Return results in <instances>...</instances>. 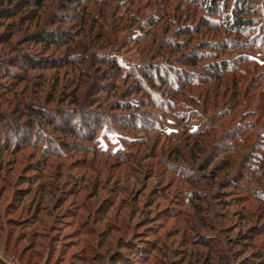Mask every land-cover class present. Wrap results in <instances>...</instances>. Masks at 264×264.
<instances>
[{
	"label": "rangeland",
	"instance_id": "1",
	"mask_svg": "<svg viewBox=\"0 0 264 264\" xmlns=\"http://www.w3.org/2000/svg\"><path fill=\"white\" fill-rule=\"evenodd\" d=\"M178 2L135 0V5L139 6V16L149 19L150 25L153 24L151 27L145 26L148 27L146 33L138 21L129 18V5L117 8L113 17L121 18V25H116L112 30H115L114 37H120L114 42L115 47L109 46L100 52L116 57L124 70L122 78L116 80L113 76L105 80L102 75L93 79L84 77V81L89 84L82 85V88H87V98L92 97L94 100L110 92L109 99L101 103V108L96 107L100 102L97 101L92 108L77 109L61 116L63 122L70 119L76 127L88 120L91 129L78 130L80 138L70 136L65 140L57 139L52 144L43 140L42 145L47 146L50 152L47 155L31 144L22 146L33 139L31 134L24 135V140H17V144L22 146L18 152L0 150V264H98L92 261L91 249H85L91 242L100 254L107 255L112 248H118L130 257L132 264H153L155 258H162L163 252H168L174 264H195L199 254L215 258L217 251L228 255L231 264H244L253 257L258 260L256 264H264V229L253 240L247 237L239 242L240 233L245 231L243 233L246 234L248 227L264 226V167L259 165L264 160L262 41H258L255 36L251 41L229 36L219 27L220 24L215 25L219 16L209 15L197 8L195 17L182 23L196 26L201 19L203 21L206 18L210 28L199 27L208 32L194 35L195 38L205 37L212 46L227 44V38L234 40L231 52L219 58L231 62L236 72L226 73L220 80L209 81L204 79L206 73L188 69V72L198 76L199 85L214 90L213 109L205 106L206 101H211L212 93L204 99L199 94L204 87L186 86L181 91L184 94L178 96L184 106H175L172 110L156 108L148 114L139 113L143 117L140 120L141 127L136 130L129 128L135 124L129 123L128 115L112 109L111 103L116 97H111L113 93L110 89L105 90L112 83L124 88L134 80L129 78L128 72H135L134 67L140 64L147 66L160 63L163 67L168 61L165 67L178 70L182 66L177 58H180L184 47L179 51L173 46V42L178 41V36L172 32L174 26L170 25V30L160 29L170 23L167 12L172 8L171 5ZM159 3L170 7L159 6ZM186 7L191 10L195 8L193 4L182 3V8ZM67 13H72V10H67ZM114 18L110 19L112 25ZM57 24L55 22L52 27L56 28ZM25 28L12 40L22 50L33 46L25 41ZM217 31L224 32L220 40L217 36L213 37ZM53 49L47 54L52 53ZM92 50L95 54L99 53L95 47ZM162 52L167 54L162 55ZM95 54L93 58L96 61L98 58ZM0 55H3L1 43ZM209 61L205 59L202 64H208ZM97 67L103 71L107 65L97 61L92 71H96ZM238 70L245 71L243 77H239L243 78L239 85L247 87L241 102L237 101L232 91V77L239 76ZM55 72L30 71L29 79H33L28 87L30 95L33 96V83H37L40 75L43 78L52 77L56 76ZM176 75V72L171 74L173 78ZM102 81L105 85L101 84ZM225 83L230 86L225 87ZM168 86L172 92L173 85ZM191 92L197 93L196 97L188 98ZM59 94L58 102L54 103L62 107L61 111H66L67 106H74L69 104L71 98H63ZM42 95L44 97L46 93ZM1 96L0 104L3 103V107H7L10 112L6 101L8 98L7 102L12 101L13 96L11 93ZM163 98L161 104L168 105L164 100L173 99V96L164 94ZM183 110L194 112L188 127L182 118L179 121L173 115ZM200 116L209 121L202 120ZM95 118L104 125L92 139L89 133H92ZM248 122H255L254 128L242 132L241 127L247 129ZM123 125L128 126V129L124 128L118 133L117 129ZM194 129L197 132L191 133ZM47 133L53 135L50 130ZM107 133L109 137H106ZM209 133L213 134L215 142L209 144L199 140L200 136L205 138ZM248 133L251 140L243 147L235 145L240 136L245 138ZM246 154L249 155L247 163L239 164L241 159L246 160ZM223 159L234 162L235 168L210 177L213 164L225 162ZM211 160L214 163L208 167ZM226 176H234L233 179L237 177L240 184L248 185L249 192L235 185L222 184ZM193 190L209 195L203 205H199V199L194 195L189 196ZM87 222L89 227L92 226L91 229L94 228V235L88 234L90 229L84 228ZM111 228L114 229L108 232ZM133 246L140 247L133 249ZM257 252H263V257H256ZM233 254L242 255L235 260ZM85 256H90L89 261H79ZM103 262L104 258L101 264Z\"/></svg>",
	"mask_w": 264,
	"mask_h": 264
},
{
	"label": "trees",
	"instance_id": "2",
	"mask_svg": "<svg viewBox=\"0 0 264 264\" xmlns=\"http://www.w3.org/2000/svg\"><path fill=\"white\" fill-rule=\"evenodd\" d=\"M164 1L167 2V0ZM111 2L113 3L111 4ZM182 3L193 4L195 8L192 10L187 7L182 8ZM124 5H129L127 7L130 13L129 18L133 19L134 22L138 21L140 28H144V32L146 33L147 31L145 29H148L153 24L150 25L149 19H144L139 16L140 10L138 4L135 5V0H0V43L1 53H3V55H0V96L2 94L5 97L9 93L13 96L12 101L7 102L9 98H6L7 101L5 100L8 103L10 112H8L7 107H3V103L0 104V150L5 149L11 153H15L19 151V147L21 148L24 145L31 144L43 152L44 155H47L50 152L46 148L47 146L42 145L43 140L44 142L46 141L45 143L52 144L57 139L62 138V140H65L70 136L80 138V131L78 130H89L88 120L82 123L80 122L77 125L78 127H76L70 119L69 121L63 122L61 116L68 112L72 113L73 111H77V109L80 111L81 109L87 110L86 107L92 108L98 103L97 101L100 102L96 107L101 108V103L109 99L110 92L107 94L108 96H99L94 100L92 97L87 98L88 94L85 92L87 88H82V85H87L88 83L84 81V77L93 79L94 77L99 78V75H102L105 80L113 76L116 80L118 77L122 78L121 76L124 74V70L116 57L109 54H102L100 51L109 46L115 47L114 42L120 36L114 37L113 33L115 30L113 31L112 28H116V25H121V18H114L113 15H115L114 13L118 7ZM159 6L166 7L169 5L159 3ZM171 7L169 9L170 11L167 12V20L171 24L167 23L161 26L160 29L164 31L170 30V25L174 26L172 32L175 36H178V41L173 42V46L179 51L184 47L181 50L180 58H177L182 66L178 67V70L169 66L165 67L169 63L168 61L166 64L163 63L165 64L163 67L160 63L147 66L140 64L134 67L135 72H131V70L128 72L129 78H133L134 80L124 88L113 83L105 88L106 91L107 89L112 91L113 94H111V97H116L111 103L112 109L119 110L124 115H128L127 119L131 121L129 123L135 124L131 127L129 126V128L137 130V128L141 127L140 120L143 114L139 113L148 114L152 113L153 109L156 108H161L160 110H172L175 106H184L182 99L178 98L179 95L184 94L181 91H184L186 86L200 84L198 82V76H194L192 72H188V69L206 73L203 75L205 77L204 79L209 81L220 80L226 73L237 71L231 62H226L223 58H219L224 56L226 52H231L234 48L233 39L227 38V44L222 43L223 45L221 44L220 46H212L213 44H208L210 41L208 42V39L206 40L205 37H200V39L194 37V35H200L202 32L203 34L208 32V30L204 31L199 28L204 26L210 28L209 21L206 18L202 21L201 17V22L196 26L193 23H182L183 20L186 21L193 16L195 17L197 8L203 9L209 15L219 16V20L215 25L220 24L219 27H222L225 30L224 32L229 36L248 39L249 41L255 36L258 41H262V47L260 49L264 51V0L258 2L256 0H179L176 5L173 4ZM69 9L72 10V13H67ZM111 18H114L113 25L110 21ZM141 19H143L142 22H140ZM55 22H58V24L56 28H53L52 25ZM146 25L148 27L145 28ZM24 27H26L25 31L27 32V39H24L28 45L32 44L33 48L29 47L22 50L19 44L13 43L12 40L15 36H18V33L23 32ZM127 27L129 28V25ZM224 32L217 31L213 37L217 36L218 40H220ZM237 42L240 43L242 41ZM229 43L233 46L229 45ZM210 46H212L211 49L206 50ZM236 46L238 47L239 44ZM93 47L98 49L99 53L95 54V51L92 50ZM51 49H53V52L47 54ZM4 51L6 54H4ZM94 54L98 58L96 61L93 58ZM161 54L166 55L167 52H162ZM205 59H210L211 62L202 64V61ZM238 60L243 61L241 59ZM97 61L107 65V67L103 71L99 67L96 68V71H92ZM235 62L240 63L239 61ZM255 65L258 66L257 63ZM37 69L43 71L56 70V76L53 75L52 77L43 78L40 75L37 83H33L35 88L32 87L33 96H31L28 87L32 84L33 79L30 81L28 75L30 71ZM175 72L177 75L173 78L171 74ZM244 72L239 71V76L232 77L234 86V89L232 87V91L234 90L235 98L239 102L243 99V94L246 92L245 89H247V87L239 85L243 80V78L239 77H243ZM68 75H70L69 78ZM209 77L211 79H208ZM24 82L26 84L22 88H19ZM101 84L105 85V82L102 81ZM169 84L173 85L174 90L172 92L168 88ZM224 85L225 87L230 86L228 83ZM199 87L204 86L199 85ZM156 89L160 90V92ZM71 92L73 93L72 96ZM44 93L46 95L43 97L42 94ZM59 93L62 94L63 98L66 96L67 98H71L69 104L74 106H67L65 108L67 109L66 111H61L62 107L54 103L55 101L58 102ZM210 93H212V102L206 101L207 104L205 103V106L206 108L213 109L215 106L214 90L212 91L209 86H205L199 91V94L204 99ZM164 94L173 96V99L169 98V100H164V103H169L168 105L161 104L164 99ZM196 94L191 92L188 98L192 96L196 97ZM63 101L61 100V102ZM80 115L83 114L80 113ZM173 115L179 121L182 118V122L188 127L191 125L194 112L192 110L184 112L183 110L182 112L177 111ZM200 118L202 117L200 116ZM95 119L92 133H89L92 139L97 134V130L104 125L102 122H97V118ZM202 120L209 121L208 118L204 117ZM248 123L247 129L245 126H240L242 132L254 128L255 122ZM89 125L91 124L89 123ZM126 127L128 126L123 125L121 129H117L118 133L124 128L128 129ZM49 130L53 135L47 133ZM196 130H192L191 133L197 132ZM27 134H31L33 139L19 146L17 140L23 139V136ZM11 135L14 137L13 139ZM106 137H109V133L106 134ZM214 138L213 134L209 133L208 137L205 136L204 138V136H200L199 140L212 144L215 142ZM249 140H251L250 133L245 138L240 136L235 145L238 144L237 146L243 147ZM248 157L249 155L246 154V160L241 159L239 164H246ZM213 161L211 160L208 167L214 163ZM236 164L238 165V163ZM259 165L264 167V160ZM234 168V162H227V160L225 162L220 161L213 164L211 169L213 174L209 176L216 177L222 171L226 172ZM230 178H232L231 182ZM230 178L226 176L222 184L235 185L241 189H245L247 193L249 192L248 185L240 184L237 177L235 179H233L234 176ZM192 195L199 199V205H203L209 197L208 194L202 193L199 190L190 192L189 196ZM254 196L256 197L255 193ZM88 225L89 222L84 225V228L87 227L88 230L90 229L88 234L91 233V235H94L96 233L94 228L91 229L92 226L89 227ZM112 229L114 228L109 229L108 232L112 231ZM263 229V225L248 227L246 234L243 233L245 231L240 233L239 242L247 239V237H251L253 240L256 235H260L263 232ZM80 231L82 233V230ZM197 238L199 239L200 237L198 236ZM138 247L136 246L134 248L133 246V249H137ZM87 248L91 249V253L93 254L92 261L94 263L97 261L98 264H101L104 258L105 262L103 264H107V262H110V264H132L130 257L118 248H112L107 255L100 254L99 251L95 250L92 247V242L85 247V249ZM219 252L217 251L218 254L214 256L215 258L199 254V257H196L195 264H231L228 255L226 256ZM262 254L263 252H257L256 257H263ZM241 255L237 256L233 254V258L238 260L241 258ZM89 257L85 256L79 261L84 263L89 261ZM143 257L145 258L146 256ZM256 262L258 260L253 257L251 260H246L244 264H256ZM153 264H174V262L169 258L168 252H163L162 258L160 260L155 258Z\"/></svg>",
	"mask_w": 264,
	"mask_h": 264
}]
</instances>
